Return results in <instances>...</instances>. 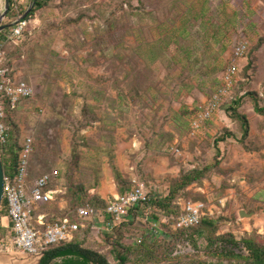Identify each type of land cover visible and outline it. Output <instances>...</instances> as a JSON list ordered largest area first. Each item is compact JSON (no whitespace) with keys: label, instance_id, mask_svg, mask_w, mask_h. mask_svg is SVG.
I'll return each mask as SVG.
<instances>
[{"label":"rangeland","instance_id":"1","mask_svg":"<svg viewBox=\"0 0 264 264\" xmlns=\"http://www.w3.org/2000/svg\"><path fill=\"white\" fill-rule=\"evenodd\" d=\"M46 1L28 19L21 41H8L3 49L7 64L35 90L11 113L10 144L21 145L31 135L34 176L59 170V192L40 210L47 220L94 205L102 181L106 201L135 179L145 182L153 199L164 200L177 179L198 170L202 178L178 191L173 208L180 212L184 201H203L204 217L215 220L217 234L264 236V114L254 108L264 107V0ZM32 3L25 0L22 14ZM242 41L248 49L231 95L192 134L195 109L222 85ZM237 99L239 116L230 107ZM62 199L67 208H60ZM158 207L150 222L131 216L116 235L97 229L91 245L110 254V242L118 241L133 249L128 264H157L137 251L135 238L171 239L165 229L173 219L163 216L175 214ZM8 224L0 243L12 231ZM206 234L197 235L196 243L179 242L174 254L216 261ZM20 256L26 264L41 258Z\"/></svg>","mask_w":264,"mask_h":264},{"label":"built area","instance_id":"2","mask_svg":"<svg viewBox=\"0 0 264 264\" xmlns=\"http://www.w3.org/2000/svg\"><path fill=\"white\" fill-rule=\"evenodd\" d=\"M25 0H13V7L18 14L14 25L3 35L0 43V146H7L13 137V128L9 123V112L17 109L21 101L34 96L33 85L21 78L12 67L7 64L4 43L13 41L19 43L28 28L30 20L23 18L22 8ZM246 41L238 43L234 56L222 77V85L213 93L211 99L195 109L191 121V133L201 129L205 121L213 118L219 110L225 97L231 95L236 75L240 69V60L247 52ZM177 152L179 149H175ZM34 151V140L31 135L25 137L21 144L18 166L14 176H6L4 198L7 200L8 216L12 222V231L2 239L0 250H18L30 255H42L45 250L63 242H70L88 221L103 219V227L111 235H116L126 221L132 216L139 220L141 214L144 221L150 222V216L155 211L152 201L153 195L147 190L145 182L135 179L132 187L124 194L114 196L107 201V205L98 208L87 203L78 206L73 213H67L56 220L48 221L46 213L40 212L44 205L52 202L59 192L54 182L59 178V170L43 172L32 178L30 173L31 155ZM207 205L203 201H184L180 213L176 217L163 216L164 221L174 219L173 227L190 228L200 223L207 214ZM157 223H152L150 230L155 231ZM138 244L144 240L142 235L135 238Z\"/></svg>","mask_w":264,"mask_h":264},{"label":"trees","instance_id":"3","mask_svg":"<svg viewBox=\"0 0 264 264\" xmlns=\"http://www.w3.org/2000/svg\"><path fill=\"white\" fill-rule=\"evenodd\" d=\"M33 1L34 6L26 15L27 19L32 18L37 10L47 6L46 0ZM26 11L27 10H25V12ZM17 17L18 14L14 10L13 0H11V8L6 18L7 21H4V23L13 22L17 19ZM9 28L3 30L0 33V36L9 30ZM34 42H36L35 39H32L30 45L33 44V46H35ZM33 49H35V47H33ZM238 105H240V99L235 100L234 104L230 106L232 112L237 116H239L237 108ZM258 105V103L254 105L256 112L264 114V107H259ZM12 112L8 113L9 118ZM241 117L244 119L245 134H247L248 121L245 116L242 115ZM223 138H225V136ZM218 141H220V139ZM9 144L5 147L0 146L3 160L2 164H4L6 176H14L18 166L17 163L21 145H18L17 141L10 145ZM8 151H10V154H7ZM111 167L113 168L115 178L118 181L121 178V173L118 168L115 167L113 158L111 159ZM202 176L203 173L198 170H193L183 174L175 181L170 195H168L164 200L154 199L152 201L153 206H161V208L158 207L159 210H167L171 215L172 213L175 214V216H170L171 218L176 217L180 212H177L173 208L172 202L175 200L178 191L187 187L191 183L200 180ZM75 193L80 194L77 192V189H75ZM93 198L96 201L94 203L96 207L103 208L107 205V201L102 199L100 196H95ZM6 214H8V207L7 200L4 198L3 205L0 209V219ZM174 222L175 220L173 219V224ZM165 230L170 233L171 239L163 240L158 238L152 243L142 242L139 250L137 249L141 255H145L147 262L154 261L158 262L157 264H264V236L259 233L251 232L242 238V240L236 239L234 234L219 235L215 232V230H217L216 222L211 217H203L198 225L190 228L175 229L172 225L171 228ZM206 231L209 233L206 234ZM204 234L207 235L210 244L209 252L217 258L216 261L197 260L189 257L190 255L174 254L176 244L187 240H192L196 243L197 235L199 236ZM82 244L81 239H79L78 236H75L70 242H63L58 245H54L44 251L40 264H57L55 261L59 258L62 259V262L59 264H128L131 258L130 253L133 250L132 248L122 246V244L118 241L110 242V244L114 246V249L110 254L103 253L101 249L95 248L91 244L88 246H83ZM110 255L114 258V263L110 261Z\"/></svg>","mask_w":264,"mask_h":264},{"label":"crops","instance_id":"4","mask_svg":"<svg viewBox=\"0 0 264 264\" xmlns=\"http://www.w3.org/2000/svg\"><path fill=\"white\" fill-rule=\"evenodd\" d=\"M33 170H34V168H33V165L31 164L30 165L31 177L32 178L38 177L39 176L38 174H37V176L36 175L34 176ZM34 171L36 173L37 170H34ZM101 186H102V188L98 191V194L100 195V197L102 199H107L109 193L107 192V189H106V182L102 181ZM92 191H94V189H92L91 192ZM55 196H54V198H55ZM59 206L61 209L67 208L68 207L67 200L62 199L59 203ZM100 220H102V221H100ZM100 220L96 221V222L88 221L86 226L82 227L79 230V232L76 233V236H78L79 239H81L83 246H88L89 244H91L90 240L92 238V235L96 232L95 227L100 228V227L104 226L105 221H103V219H100ZM8 222H11L9 216L8 215L2 216L1 220H0V230H5L6 228H8V226H9ZM11 226H12V222H11ZM11 229H12V227H11ZM21 254H24V253L19 252L18 250H13V249L2 250V251L0 250V264H26L25 261L21 260V256H20ZM25 254H27V253H25ZM27 255H30V254H27ZM30 256H34V255H30ZM42 256H43V254L38 255L36 257L42 258ZM41 258H40V260H41ZM40 260L36 264H40ZM55 262L57 264H59L62 262V259L61 258L56 259Z\"/></svg>","mask_w":264,"mask_h":264},{"label":"water","instance_id":"5","mask_svg":"<svg viewBox=\"0 0 264 264\" xmlns=\"http://www.w3.org/2000/svg\"><path fill=\"white\" fill-rule=\"evenodd\" d=\"M33 6H34V1L30 5V7L27 9V11L25 12L23 18H25L26 15L32 10ZM10 8H11V0H4V5L3 6L0 5V33L6 28L11 27L15 23V22L14 23H4V20L6 19L10 11ZM2 163H3V160H2V155L0 152V209L3 205L4 191H5V169H4V164ZM241 215L244 216V213L241 212Z\"/></svg>","mask_w":264,"mask_h":264}]
</instances>
